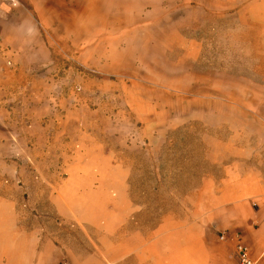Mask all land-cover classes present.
Instances as JSON below:
<instances>
[{"label": "rangeland", "instance_id": "obj_1", "mask_svg": "<svg viewBox=\"0 0 264 264\" xmlns=\"http://www.w3.org/2000/svg\"><path fill=\"white\" fill-rule=\"evenodd\" d=\"M207 3L230 14L186 32L202 43L189 73L176 44H116L112 16L47 58L26 50L0 64V194L18 203L24 225L77 243L83 231L57 213V196L68 215L108 202L99 215L119 216L124 187L137 225L150 228L244 155L264 168V9L254 23L252 2L239 12L237 0Z\"/></svg>", "mask_w": 264, "mask_h": 264}, {"label": "crops", "instance_id": "obj_2", "mask_svg": "<svg viewBox=\"0 0 264 264\" xmlns=\"http://www.w3.org/2000/svg\"><path fill=\"white\" fill-rule=\"evenodd\" d=\"M207 1L0 0V64L19 59L26 50H38L47 58L59 44L69 48L86 23L101 32V18L112 16L108 25L116 44H176V65L188 67L189 73L202 43L186 32L206 25L213 16L230 14L229 0H217L227 7L216 11ZM237 1L236 12L245 1L252 2L253 22L262 21L264 0ZM81 52L66 57L83 56ZM255 156L246 154L237 167H225L218 181L203 178L186 196L181 214L163 213L150 228L137 225L135 203L123 186L126 210L119 216L99 215L97 209L109 208L108 202H90L92 210L86 214L68 215L57 196V213L83 231L77 243L42 237L35 227L22 223L18 203L0 194V264H235L237 241L248 248L252 260L264 264V168L248 163Z\"/></svg>", "mask_w": 264, "mask_h": 264}, {"label": "built area", "instance_id": "obj_3", "mask_svg": "<svg viewBox=\"0 0 264 264\" xmlns=\"http://www.w3.org/2000/svg\"><path fill=\"white\" fill-rule=\"evenodd\" d=\"M225 235L220 234V239H224ZM235 264H257L256 261L252 260L249 257L248 248L241 243L240 241H237L235 244Z\"/></svg>", "mask_w": 264, "mask_h": 264}]
</instances>
